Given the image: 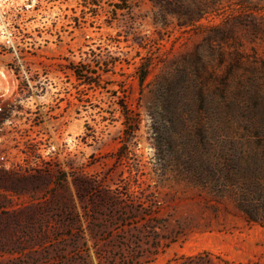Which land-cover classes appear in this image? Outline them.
I'll return each instance as SVG.
<instances>
[{
	"label": "rangeland",
	"instance_id": "1",
	"mask_svg": "<svg viewBox=\"0 0 264 264\" xmlns=\"http://www.w3.org/2000/svg\"><path fill=\"white\" fill-rule=\"evenodd\" d=\"M5 35L43 74L6 112L72 149L0 167V264H264V0H0Z\"/></svg>",
	"mask_w": 264,
	"mask_h": 264
},
{
	"label": "built area",
	"instance_id": "2",
	"mask_svg": "<svg viewBox=\"0 0 264 264\" xmlns=\"http://www.w3.org/2000/svg\"><path fill=\"white\" fill-rule=\"evenodd\" d=\"M5 36L7 43H2V47L0 43L2 52L0 56L6 59L4 65L0 62V125H2L0 128V167L9 171L36 172L41 170L44 164H48L52 150L54 154H57L58 150L65 151L66 154L68 148L71 150L72 147L68 142L69 139L64 135L61 136V129H59L61 132L56 135V142L52 141L45 130H41V119H37L38 115L34 113L37 111L36 103H30L33 113L28 116L33 117L27 123H22L21 119L14 118L10 114L12 109L16 112L23 110V100L19 102L21 106L16 102L9 104L4 98L6 90L8 91L9 87L13 86L15 90H21L24 93L35 91L38 89L43 74L37 71L32 55H16L23 47L21 41L13 40L8 35ZM7 50H12L15 54ZM7 108H10V112H6ZM24 121H27L26 117ZM5 129L8 132L3 134ZM17 134H22L21 141L14 139V135ZM76 154H78L77 151Z\"/></svg>",
	"mask_w": 264,
	"mask_h": 264
},
{
	"label": "trees",
	"instance_id": "3",
	"mask_svg": "<svg viewBox=\"0 0 264 264\" xmlns=\"http://www.w3.org/2000/svg\"><path fill=\"white\" fill-rule=\"evenodd\" d=\"M147 78V75H144L142 78H141V82L144 83V81L146 80ZM154 132L155 134L158 133V129L155 128L154 129ZM241 161H242V158L239 157L237 158L236 160L233 159V160H227L225 163H223L221 165V167L218 169V170H215V168H212L211 169V172H210V176L211 177H216L219 173H222L224 174V184L223 185H232L233 182H234V172L233 170L235 168L239 169V171H241ZM242 172V171H241ZM255 172V173H254ZM254 172H251L249 170H246L243 174H244V178L246 179V184H248V193H247V202L248 201H254V200H258L259 198V195L261 198H263V201L261 203V206L264 207V184H263V179L264 178H259L258 177V171L254 170ZM252 208H255L256 211H253ZM243 211L246 213L247 215V219L249 222H256L258 223L259 220H258V211L259 209H257L252 203H248V206H245L242 208Z\"/></svg>",
	"mask_w": 264,
	"mask_h": 264
}]
</instances>
